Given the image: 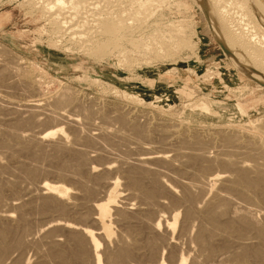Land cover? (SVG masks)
Masks as SVG:
<instances>
[{
	"label": "rangeland",
	"instance_id": "1",
	"mask_svg": "<svg viewBox=\"0 0 264 264\" xmlns=\"http://www.w3.org/2000/svg\"><path fill=\"white\" fill-rule=\"evenodd\" d=\"M34 1L36 2L37 0H0V67H4L5 70L8 68L6 70L7 72L4 71V73L2 71L4 73H2L4 79L2 76L0 78L1 81L4 80L3 82L0 81V216L5 213L8 214L9 212L11 219H9L7 223L9 226L13 227L12 229L14 231L11 235V239H14L13 244L15 243L12 245L13 250L11 249V252H8V255L3 258L0 264H12L14 261H20V263L22 261V264H37L43 262L45 264H56L52 256L48 254L50 253L49 243L53 240L64 242L67 235H65V233H68L63 229L61 230V225L58 224L66 223L72 225L73 223L72 226L77 228H88L92 231L99 228V225L97 227V224L91 221L96 217V210L93 209V211L91 205L96 203V200H103L107 197L106 194L110 190L107 186L108 182L112 183L117 179L116 183H119L118 186L116 185L118 196L114 202L117 209L121 210L122 207L124 208L122 205L125 202L123 204L120 203L123 201L121 197L124 195L126 197H129L127 195H132L129 197L131 203H129L130 201H127V203L131 204L132 207H130L132 208L131 211H134L133 213L137 212L136 207H140V204L143 205V208H147V203L144 204L142 200L138 201V199H141L138 198V191H135L133 187L129 186L130 184L125 175L129 167L136 166L132 163L133 158L148 157V155H150L149 153H151L150 157L163 156L164 158L159 157V160L156 159V157L150 159V161H152L143 165L144 167L138 165L136 167L145 171L143 176L147 180V183L146 180L143 181L147 186L151 182L150 179H153V177L155 179L156 177L163 185L165 181L167 182L164 185L166 189L176 187L172 190H175L173 195L177 199H181L185 185L193 194H197V189L191 187H196V183L200 182L198 181V177L200 176L197 175V168V172H194L195 166L192 168L193 164H191V162L189 163V161L187 163L188 158L184 156L186 155L185 152H187L189 156L195 153L197 155L200 153L206 154L204 156L210 159V161L212 160L211 164L213 169L211 173H216L218 171L217 173L221 172V174L219 173L220 175L231 176L230 178H233V174L229 175L231 173L229 171L230 169L222 167L223 165L218 163L219 159L230 158L233 162L239 163V165L241 164L244 169L249 171V175L252 178L253 175L254 177L256 176L257 171L263 169L264 172V166L262 165L264 164V158L260 155V152L264 149V87L262 86L264 85V72H260L264 69V62H261L263 67L259 69L256 64H253L254 62L250 61L247 54L243 51L238 50V53H236V51L232 49H227L229 43L227 44L225 40L232 42L231 40L233 38L231 39L227 36L225 39L223 36L224 42L223 38L218 36L221 41L226 44L224 45L218 37L214 36L211 31L213 21L208 12L211 9L213 16L215 15L214 20L219 19V17L222 19V14L218 12V9H212V4H210L212 3L211 0H206V2L203 0V2L206 3V7L202 4L205 9L201 7L202 0H94L95 2L91 0L93 5L96 4L95 6L90 2V5L87 4V0H62L60 3L56 0L55 2L56 4L58 3V8L49 12L42 8V3L38 4L36 2V6ZM225 1L228 3L227 0H223L222 3ZM229 1H232L229 3L233 4L235 0ZM237 1L236 5L233 4L234 6L228 3L230 7L231 5L234 7H231L233 10H231L228 5L226 6V2L225 4L223 3L227 11L228 9L231 12L236 11V14L233 12V14H228L232 20L229 17L224 20L228 22L227 20L229 19L228 24H235L229 28L236 30V36H240L242 33L243 43L249 44L257 51L263 49V52L264 19H262V17L264 18V0ZM253 2L255 4L251 5ZM88 5L90 8L92 5V8L90 9ZM208 6L209 9L207 8ZM71 7L74 9L75 13L71 12V10L73 11ZM81 7L82 10H84L83 8H85V10L81 11ZM86 8H88V10ZM206 8L208 10H206ZM240 10H243V14L240 13ZM238 13L242 15L239 17ZM233 15H238L237 18L234 17L235 20L232 18ZM208 16L211 19H208ZM80 17L83 19V22L85 21V24ZM93 18H95L94 21ZM243 18H246L247 22H249L248 28L250 29V27H252L251 29L260 37V44L258 40H255L251 36H249V38L247 33L245 35L244 30L248 29L246 28L248 24L245 25L246 19L244 21ZM260 19L262 20L260 21ZM79 21L82 22V25L78 24ZM239 22L242 24V26L239 25L241 26L240 28L237 27V23ZM243 22L245 24H243ZM53 23H55V25ZM96 24L99 26H96ZM71 25H73V27ZM105 25H115L116 29L106 33ZM78 27L81 30H79ZM236 27L239 28L240 31ZM242 27H244V30L241 32ZM55 28L57 29L55 30ZM68 28H70L71 31ZM238 32H240L239 35ZM231 44L234 45V42ZM234 56L237 57L235 58ZM262 59L260 60L264 61V57ZM6 66L7 68H5ZM24 70L34 78L33 85L30 83L28 84L20 77V74ZM257 82L260 83L261 86ZM35 99L42 105V110L40 112L38 110H35V112L29 111L28 108L25 107L26 104H31ZM53 110H55V112ZM59 110L62 112L61 114ZM57 111L58 115L56 113ZM120 114L124 117L127 116L126 120L134 123L138 129L142 127V130L139 129L140 133L135 134L134 131L121 127L120 124L115 121L117 115ZM60 129H62L61 134L64 136L60 134ZM175 130L182 133L185 130L184 134L187 135L195 134L198 138L201 137L200 140L206 144L202 143V146L200 145L201 147L197 145L185 146L180 143L178 144L177 141L174 142V137L171 138V133ZM221 130L227 132L232 131L235 134L240 132L236 134V137L238 141L242 143L240 145L235 144L234 146L236 148L226 145L223 146L222 142L217 140L218 137L213 139L217 135H212L216 134V131L220 132ZM116 131H122L121 133L126 131L124 133L126 138L120 139L116 138L114 135L111 137ZM54 132L55 134L53 136L55 138L52 136L53 139L50 137L48 140H44L45 142L39 140L42 135L45 136L48 133ZM141 132L146 134H141ZM72 134L73 136H71ZM97 136L98 138H96ZM132 136H136V138H132ZM246 136H249L248 139H246ZM107 137H109V141ZM243 138L247 140L246 142L257 139V142H254L255 145L249 144L252 148L255 146V148H257L256 151L255 149L251 150L252 148H248L250 147L249 145L243 144L245 142ZM125 140L128 141L126 142ZM40 141L43 143L40 144ZM260 141L263 143L262 148L259 147ZM7 144L9 146H7ZM236 145H239L240 148L238 146L237 149ZM57 147L60 150L57 151ZM243 147L248 148V150L243 149ZM53 148L56 149L53 150ZM150 148L152 150H150ZM260 148L262 149L261 151L258 150ZM76 150H78V153ZM257 150L259 151L258 153ZM191 151L195 152L192 153ZM177 153L181 154V157ZM195 177L197 178L195 179ZM203 178L204 183H206V177L204 176ZM202 179L199 180L202 182ZM45 182L49 185L53 184V186L58 185L61 195L63 193L62 199L67 203L65 204V213H57V211L53 209L47 211L41 210L44 204L42 201H44L45 197H51L49 196L51 194L44 195L42 191L40 192V190H38L40 184ZM184 183L186 184L183 185ZM188 183H190V185ZM170 186H172V188ZM220 186V183H215L211 188L217 190ZM65 188H69L71 191L65 192ZM214 190H212V192ZM210 194L211 193H208V195L204 196V199L203 197L200 198L201 200L199 199L201 202L200 205L204 204L207 198L210 199ZM251 194L252 193L249 195L250 201H246L247 203L244 200L238 199V197L236 198L235 195H231L234 198L230 196L234 200L233 202L239 203V206L243 207L242 209L245 208L246 210L247 208V211L243 210L237 212L238 214H236V217L245 214L247 219L250 218L252 222L255 221V224L259 225V227H263L264 219L257 211L263 209L264 206L260 204V200L256 198V195L252 194L251 196ZM160 196L157 197V200L162 204L161 207H158L155 203L153 205L156 206L153 207H157L156 210L152 208L156 213L160 210L158 215L166 219L169 218V213H171L170 211L172 209L171 206H173L169 198H173V196L166 193H161ZM177 207L175 205L178 211L175 208H173V210L175 209V213L179 212L178 216L180 219H178V226L174 232L175 236L173 235L175 238L173 237V239H171L172 244H166L167 241L163 239L162 229H160L161 231L155 232L156 235L158 233L155 237L162 236L161 238H157L159 241H155L158 246V253L161 255L159 257H163L162 260L165 264H177L178 258L181 255L187 258L186 264H232V256L241 252L243 245L246 244L251 246L258 244V239L255 236L256 234H253L254 232L251 230L249 232L247 231L246 235L242 238L246 240L249 239L247 243L244 242L245 240H237L239 238L231 236L230 237L233 239L232 241L231 238L227 236V238L229 237L228 240L223 242L224 240L222 241L221 239L222 237L224 238L226 234L224 235L221 232H217V238L216 235L214 236L216 240L215 238H211L208 242H210L209 244L218 243L219 245L217 244V247H219V253L216 254L217 256H212L210 258V254L207 255L209 252L207 251L208 249L205 250L206 247L203 248V246L201 248V245L196 243L195 237L200 227L208 228L209 226L206 225L204 221L194 218L191 222L192 228L190 227V232H181L178 229H180L179 226L183 220L184 208L181 204L180 206L177 205ZM221 209L224 210V208ZM155 212H153L152 217ZM219 212H221V210H219ZM156 213L155 216L157 215ZM117 214L115 209L110 207L105 222L108 224L106 225L111 232V237L109 240L110 242L108 241L106 244L99 240L101 243L99 251L102 255L104 253L103 249L106 250L105 245H107V249H111L110 251L113 249L114 251L116 247L121 245L120 241H118L121 237L123 238L125 236L124 238H126L127 241L129 240L125 235L128 229L126 227L133 226L134 224L136 225L133 227H137L138 225V221L134 216H131L126 223L123 221L120 223L119 220L121 219H119ZM234 217L231 219L236 218ZM144 218L146 222L150 219V217L145 216ZM22 222L25 225H23ZM111 222L113 224H111ZM116 222H118V224ZM18 223L21 224V227ZM127 223L129 224L127 225ZM80 224H82V226ZM177 232L178 234L181 232L179 234L180 236ZM176 236L178 240H176ZM111 238L113 241H111ZM115 239H118L117 242ZM143 241L137 243V246L139 245L138 247H140L139 252L141 253L137 254L138 256L136 255L134 259L133 257L129 258L130 262L126 260L124 264L158 263L155 258L149 257L148 254H144L145 242ZM238 241L243 243H239ZM237 242L242 245L240 246ZM222 243L227 244L225 248L223 247L224 249L221 247ZM176 246L177 248H175ZM200 248L204 249L205 253L204 250ZM163 249L166 250L164 251ZM142 254H144V256H142ZM47 255H49V257L51 256V258L49 259ZM7 258L10 259L7 260ZM102 259V264H108L104 256ZM132 259L133 261H131ZM155 261L157 262L155 263ZM263 263L264 261L262 264ZM87 264H90V262Z\"/></svg>",
	"mask_w": 264,
	"mask_h": 264
},
{
	"label": "bare ground",
	"instance_id": "2",
	"mask_svg": "<svg viewBox=\"0 0 264 264\" xmlns=\"http://www.w3.org/2000/svg\"><path fill=\"white\" fill-rule=\"evenodd\" d=\"M32 1V0H31ZM56 0H37L36 2L39 4H41L42 3V8L44 9V10H46L47 12H49V11H54L55 10V8L57 9L58 8V3H60V2H62V0H57V4H56V2H55ZM75 1V0H74ZM83 1V0H82ZM94 0H92V2H93ZM104 1H106V0H104ZM110 1H112V0H110ZM194 1V0H193ZM196 1V0H195ZM199 1H201V0H199ZM208 1H210V0H208ZM207 1V2H208ZM212 1V3H210V4H212L211 6H212V9L214 8L215 10H217L218 9V12L220 13V14H222V19L219 17V19H217L218 20V22H217V20H214V16H213V14H212V12H211V9L209 10V16H211L212 17V19L209 17L208 19H211L212 21H213V27L211 26V31H212V33L214 34V36H216V37H222L223 38V41H224V37H225V39H226V37L228 36V37H230L232 40V42H234V45L233 44H231L232 42H228V40H225V41H227V49L228 50H230V49H232L233 51H236V53H238V50H241V51H243L245 54H247V56H248V58L250 59V61L251 62H254L253 64L255 65L256 64V66H258V68L260 69L261 67H263L262 65H261V62H264V61H261L260 59H262L263 57H264V51L262 52V50L260 51V50H254L253 49V47L252 46H250L249 44L247 45V44H245V43H243L244 41H243V36L240 34V36H236L237 35V32H235L236 30L235 29H230L231 27H232V25H235V24H233L232 23V25L230 24V26H229V24H228V22H229V19L227 20L228 22H226L225 20L227 19V17H229V15L233 12H231L229 9H228V11L230 12H228L227 10H226V7L223 5V3L225 4V2H223L222 3V1L223 0H211ZM228 1V3L229 2H232V1H229V0H227ZM236 1V2H235ZM234 1V3L233 4H237V0H235ZM241 1V0H240ZM36 2L34 1V3L36 4ZM66 2V1H65ZM81 2V1H80ZM91 3V0H87V4H89L90 5V3ZM95 2V1H94ZM140 2V1H139ZM138 2V3H139ZM205 2H206V0H205ZM205 2H203V0H202V3H201V5L202 4H204L205 5V7H206V3ZM247 2V1H246ZM105 3V2H104ZM107 3V2H106ZM116 3V2H115ZM197 3H198V1H197ZM227 3V2H226ZM228 3L226 4V6L228 5ZM80 4H82V5H84L83 3H80ZM92 4V3H91ZM100 4V3H99ZM108 4V3H107ZM114 4V3H113ZM144 4V3H143ZM143 4H141V5H143ZM148 4V3H147ZM151 4V3H150ZM229 4H232V3H229ZM232 4V5H233ZM243 4V3H242ZM255 3L253 2V4H251V5H254ZM75 5V4H74ZM82 5H80V6H82ZM85 5H86V2H85ZM88 5V7L90 8V6ZM93 5V4H92ZM92 5H91V8H92ZM96 5V4H95ZM95 5H93V6H95ZM137 5H139V4H137ZM145 5H146V3H145ZM152 5V4H151ZM231 5V7H233ZM248 5V4H247ZM36 6H37V4H36ZM35 6V7H36ZM75 6H77V5H75ZM107 6V5H106ZM136 6V5H135ZM211 6H210V8H211ZM229 6V5H228ZM239 6V5H238ZM77 7H79V6H77ZM86 7V6H85ZM110 7V6H109ZM109 7H107V8H109ZM139 7V6H138ZM144 7V6H143ZM201 7H203V5L201 6ZM225 7V8H224ZM231 7L229 6V8L231 9ZM242 7V6H241ZM248 7H249V5H248ZM70 8V7H69ZM72 8V7H71ZM75 8V7H74ZM90 8V9H91ZM116 8V7H115ZM208 9H209V6L207 7ZM206 8V10H208ZM234 8V7H233ZM253 8V7H252ZM73 9V8H72ZM76 9H78V8H76ZM81 9V11H84L85 10V8H83L84 10H82V7L80 8ZM87 10H88V8H86ZM89 9V10H90ZM99 9V8H98ZM110 9H111V7H110ZM146 9V8H145ZM202 9H205L204 7L202 8ZM244 9V8H243ZM259 9H260V7H259ZM43 10V11H44ZM70 10V9H69ZM97 10V9H96ZM139 10V9H138ZM231 10H233V9H231ZM234 10H236V9H234ZM245 10V9H244ZM261 10V9H260ZM42 11V12H43ZM45 11V12H46ZM58 11V10H57ZM76 11V10H75ZM78 11V10H77ZM91 11V10H90ZM101 11V10H100ZM105 11V10H104ZM104 11H102V12H104ZM112 11V10H111ZM140 11V10H139ZM204 11V10H203ZM213 11V10H212ZM241 11V12H240ZM240 11H237V12H240V13H242L243 12V10H240ZM255 11H256V9H255ZM41 12V13H42ZM46 12V13H47ZM69 12V11H68ZM71 12H74V9H73V11L71 10ZM89 12V11H88ZM92 12V11H91ZM109 12V11H108ZM138 12V11H137ZM236 11H234L233 13L234 14H236L235 13ZM252 12H253V10H252ZM257 12V11H256ZM262 12V11H261ZM44 13V12H43ZM45 13V14H46ZM75 13V12H74ZM73 13V14H74ZM98 13V12H97ZM97 13H96V15H97ZM106 13V12H105ZM110 13V12H109ZM108 13V14H109ZM130 13V12H129ZM232 13V14H233ZM255 13V12H254ZM82 14V13H81ZM80 14V15H81ZM89 14H90V12H89ZM93 14V13H92ZM95 14V13H94ZM138 14H139V12H138ZM229 14V15H228ZM243 14V13H242ZM241 14V15H242ZM44 15V14H43ZM56 15V14H55ZM75 15V14H74ZM83 15H84V13H83ZM110 15V14H109ZM108 15V16H109ZM112 15H114V14H112ZM133 15V14H132ZM238 15H239V13H238ZM237 15V16H238ZM241 15H239V17L241 16ZM252 15H254V14H252ZM57 16H59V15H57ZM89 16V15H88ZM121 16V15H120ZM151 16V15H150ZM219 16V15H218ZM237 16L235 15H233V19L235 20V18H237ZM244 16V15H243ZM98 17V16H97ZM100 17V16H99ZM132 17V16H131ZM142 17V16H141ZM235 17V18H234ZM238 17V18H239ZM258 17V16H257ZM72 18V17H71ZM81 18V17H80ZM109 18V17H108ZM230 18V17H229ZM255 18V17H254ZM261 18V17H260ZM61 19V18H60ZM73 19H74V17H73ZM85 19V18H84ZM87 19V18H86ZM94 19L95 18H93V21H94ZM104 19H105V17H104ZM112 19H113V17H112ZM131 19V18H130ZM225 19V20H224ZM231 19V18H230ZM241 19V18H240ZM244 19V18H243ZM246 19V18H245ZM245 19H244V21H245ZM262 19H264L263 17H262ZM262 19H260V21L262 20ZM81 20H82V22H83V19L81 18ZM92 20V19H91ZM103 20V19H102ZM210 20V22L212 23V21ZM232 20V19H231ZM230 20V21H231ZM233 20V21H234ZM99 21V20H98ZM114 21V20H113ZM237 21V20H236ZM240 21V20H239ZM70 22V21H69ZM80 22V21H79ZM78 22V24H81L82 25V22H80L79 23ZM85 22V21H84ZM83 22V23H84ZM88 22V21H87ZM100 22V21H99ZM101 22H103V21H101ZM109 22V21H108ZM240 22H242V21H240ZM239 22V23H240ZM259 22V21H258ZM64 23V22H63ZM96 23V22H95ZM98 23V22H97ZM130 23V22H129ZM128 23V24H129ZM210 23V24H211ZM236 23V22H235ZM237 23V27H241L242 26V24L240 23ZM262 23V22H261ZM264 23V22H263ZM54 25H55V23H53ZM76 24V23H75ZM78 24H76V25H78ZM85 24V23H84ZM209 24V25H210ZM243 24H245L244 22H243ZM248 24V25H247ZM74 25V24H73ZM73 25H71L72 27H73ZM75 25V26H76ZM87 25V24H86ZM101 25H103V24H101ZM117 25V24H116ZM239 25H241V26H239ZM245 25H247L246 26V28H248L249 27V22H247V19H246V24ZM245 25H244V27H245ZM50 26V25H49ZM66 26V25H65ZM96 26H99V25H97L96 24ZM264 26V25H263ZM262 26V27H263ZM57 27V26H56ZM64 27V26H63ZM70 27V26H69ZM85 27V26H84ZM95 27V26H94ZM230 27V28H229ZM236 27V28H237ZM244 27H242L241 28V32H242V30H244ZM103 28V27H102ZM119 28V27H118ZM239 28H237L238 30H239ZM252 27H250V29L248 28V29H245L244 31H245V35H246V33H247V35H248V37L249 36H251L252 38H254L255 40H258L259 41V44L261 43V41H260V37L255 33V31H253L252 29H251ZM57 28H55V30H56ZM69 30H70V28H68ZM78 29H79V27H78ZM92 29H93V27H92ZM97 29H99V28H97ZM97 29H95V30H97ZM116 29V26L115 25H105V32L106 33H109V32H111V31H113V30H115ZM264 29V28H263ZM64 30V29H63ZM79 30H81V29H79ZM78 30V31H79ZM176 30H178V29H176ZM52 31V30H51ZM57 31H59V30H57ZM65 31V30H64ZM71 31V30H70ZM77 31V30H76ZM86 31V30H85ZM240 31V30H239ZM88 32V31H87ZM178 33V32H177ZM181 33V32H180ZM239 33L240 32H238V35H239ZM236 34V35H235ZM63 36V35H62ZM224 36V37H223ZM88 37V36H87ZM91 37V36H90ZM175 37V36H174ZM182 37V36H181ZM218 37V38H219ZM229 38V39H230ZM250 38V37H249ZM159 39V38H158ZM185 39V38H184ZM220 39V38H219ZM181 40V39H180ZM179 40V41H180ZM189 40V39H188ZM59 41V40H58ZM77 41V40H76ZM220 41H221V39H220ZM224 41V42H225ZM230 41V40H229ZM183 42V41H182ZM188 42V41H187ZM187 42H185V43H187ZM222 42V41H221ZM180 43V42H179ZM223 43V42H222ZM84 44V43H83ZM147 44V43H146ZM182 44H184V43H182ZM224 44V43H223ZM186 45V44H185ZM224 45H226V44H224ZM262 45V44H261ZM187 46H188V44H187ZM260 46V45H259ZM260 48V47H259ZM258 48V49H259ZM263 48V47H262ZM226 49V50H227ZM228 50H227V52H228ZM262 52V53H260V52ZM228 54V53H227ZM230 55V54H229ZM228 55V56H229ZM235 57V56H234ZM237 57V56H236ZM235 57V58H236ZM260 60H258V59ZM245 59V58H244ZM263 60V59H262ZM235 63V62H234ZM241 63H243V62H241ZM248 64V63H247ZM249 64H251V63H249ZM264 64V63H263ZM261 65V66H260ZM2 66V65H1ZM252 66V65H251ZM254 67V66H253ZM5 68H7V66L5 67ZM10 68V67H9ZM8 69V68H7ZM6 69V70H7ZM5 69H4V67H0V78H1V76H2V73L5 71V72H7ZM13 70H16V69H13ZM3 71V72H2ZM12 71V70H11ZM18 71V70H17ZM4 72V73H5ZM15 72V71H14ZM257 72V71H256ZM261 73L262 72H264V69L263 70H261L260 71ZM3 73V74H4ZM21 73V72H20ZM258 73V72H257ZM16 75V74H15ZM21 76V78H23V80L25 81V82H27L28 84L30 83V84H32L33 83V81H34V78L28 73V72H26L25 70L20 74ZM263 75V74H262ZM5 76V75H4ZM3 77V76H2ZM263 77V76H262ZM3 79H4V77H3ZM257 79V78H256ZM21 80V79H20ZM1 81V80H0ZM4 81V80H3ZM3 81H1V82H3ZM257 81H259V80H257ZM24 82V83H25ZM260 82V81H259ZM258 83V82H257ZM27 84V85H28ZM258 84H260V83H258ZM2 85V84H1ZM33 85V84H32ZM31 86V85H30ZM260 86H261V84H260ZM263 87H264V85H262ZM29 87V86H28ZM1 99V98H0ZM67 99V98H66ZM42 100V99H41ZM31 101V100H30ZM33 101V100H32ZM60 101V100H59ZM63 102V101H62ZM70 102V101H69ZM9 103H10V101H9ZM42 103V102H41ZM24 104H26V103H24ZM44 104V103H43ZM60 104V103H59ZM64 104H65V102H64ZM47 105V104H46ZM5 106H6V104H5ZM42 105L41 104H39L38 103V101L35 99L31 104H26L25 105V107L26 108H28V110L30 111H34L35 112V110H38L39 112L42 110V107H41ZM44 106H45V104H44ZM55 106V105H54ZM60 106V105H59ZM24 107V108H25ZM63 107V106H62ZM21 108V107H20ZM44 108V107H43ZM4 109V108H3ZM203 109H206V108H203ZM47 110V109H46ZM54 112H55V110H53ZM122 111V110H121ZM37 112V111H36ZM44 112V111H43ZM47 112V111H46ZM45 112V113H46ZM59 112H60V110H59ZM65 112V111H64ZM90 112V111H89ZM42 113V112H41ZM57 113V115H58V111L56 112ZM55 113V114H56ZM62 112H60V114H61ZM39 114V113H38ZM43 114V113H42ZM41 114V115H42ZM54 114V113H53ZM119 114V113H118ZM128 114V113H127ZM33 115V114H32ZM102 115V114H101ZM116 115V114H115ZM114 115V116H115ZM108 116V115H107ZM126 117L127 116H123L122 114H120V115H117V118H116V120L115 121H117L118 122V124H120V126L121 127H123L124 129L125 128H127V129H129V130H132V131H134V133L136 134V133H140V130L139 129H141L142 130V127L141 128H139L138 129V127L134 124V123H132L131 121H129L128 122V120H126ZM10 118H12V117H10ZM50 118V117H49ZM61 118H63V117H61ZM68 118V117H67ZM110 118H112V117H110ZM135 118V117H134ZM42 119V118H41ZM64 119V118H63ZM71 119V118H70ZM132 119V118H131ZM4 120V119H3ZM2 120V121H3ZM67 120V119H66ZM74 120V119H73ZM130 120V119H129ZM114 121V120H113ZM133 121V120H132ZM72 122H74V121H72ZM135 122V121H134ZM92 123V122H91ZM117 124V123H116ZM163 124V123H162ZM6 125V124H5ZM70 125V124H69ZM156 125V124H155ZM31 126V125H30ZM100 126V125H99ZM176 127V126H175ZM8 128V127H7ZM145 128V127H144ZM153 128H154V126H153ZM254 128V127H253ZM113 129V128H112ZM118 129V128H117ZM147 129V128H146ZM146 129H144V130H146ZM164 129V128H163ZM58 130V129H57ZM100 130V129H99ZM119 130V129H118ZM167 130V129H166ZM165 130V131H166ZM232 130V129H231ZM104 131V130H103ZM111 131V130H110ZM120 131V130H119ZM119 131H116L114 134H112L111 135V137L114 135L116 138H120V139H124V138H126V135L124 134V133H121V132H119ZM171 131H173V130H171ZM185 131V130H184ZM184 131H183V133L182 132H178V131H174V132H170L171 134H172V137L171 138H173L174 137V142H178V144L180 143V144H183V145H185V146H193V145H197V146H200L202 143H204V144H206L205 142H203V141H201L200 140V138L201 137H197V135L195 136V134L194 135H187V134H184ZM257 131V130H256ZM59 132H60V134L62 133V129H60L59 130ZM131 132V131H130ZM145 132V131H144ZM149 132V131H148ZM189 132V131H188ZM253 132H255V131H253ZM258 132V131H257ZM45 133V132H44ZM113 133V132H112ZM133 133V134H134ZM150 133V132H149ZM148 133V134H149ZM210 133V132H209ZM215 133V132H214ZM237 133H240V132H237ZM236 133V134H237ZM2 134V133H1ZM35 134V133H34ZM46 134V133H45ZM55 134V132L54 133H48L47 135H45V136H43L42 134V136H41V138L39 139V140H41V141H43V142H45L44 140H48V138H50V137H52L53 135ZM76 134V133H75ZM104 134V133H103ZM110 134V133H109ZM128 134V133H127ZM141 134H144V133H142L141 132ZM146 134V133H145ZM144 134V135H145ZM151 134V133H150ZM163 134V133H162ZM208 134V133H207ZM234 132H232V131H216V134H212V135H217V136H215L213 139H216V137H218V139L217 140H219V142H222V144H223V146H232V148H236L234 145L235 144H241L240 143V141H238V138L236 137L237 135H236ZM23 135V134H22ZM62 135V134H61ZM130 135V134H129ZM158 135V134H157ZM161 135V134H160ZM165 135V134H164ZM211 135V134H210ZM240 135H242V134H240ZM239 135V136H240ZM245 135V134H244ZM28 136H30V135H28ZM62 136H64V135H62ZM71 136H73V134L71 135ZM87 136V135H86ZM103 136V135H102ZM108 136V135H107ZM131 136V135H130ZM136 136H138V135H136ZM136 136L134 137V136H132V138L134 137V138H136ZM166 136H168V135H166ZM252 136V135H251ZM263 136V135H262ZM20 137V136H19ZM54 137V136H53ZM53 137H52V139H53ZM140 137H141V135H140ZM139 137V138H140ZM144 137V136H143ZM170 137V136H169ZM247 138L246 139H248V137L249 136H246ZM255 137V136H254ZM253 137V138H254ZM8 138V137H7ZM55 138V137H54ZM64 138V137H63ZM96 138H98V136L96 137ZM100 138V137H99ZM106 138V137H105ZM109 137H107V139H108ZM115 138V139H116ZM147 138V137H146ZM153 138V137H152ZM250 138H252V137H250ZM250 138H249V140H250ZM34 139V138H33ZM58 139V138H57ZM75 139V138H74ZM79 139V138H78ZM91 139H93V138H91ZM127 139H128V137H127ZM162 139V138H161ZM240 139V138H239ZM245 138H243V140H244ZM244 140L245 142L243 143V144H247V145H251V144H253V145H255V141L257 140H254V141H252V140H250L249 142H246L247 140ZM72 140V139H71ZM86 140V139H85ZM89 140V139H88ZM97 140V139H96ZM111 140V139H110ZM133 140H135V139H133ZM132 140V141H133ZM165 140V139H164ZM171 140V139H170ZM242 140V139H241ZM242 140V141H243ZM38 141V140H37ZM39 142L40 144L41 143H43V142ZM57 141V140H56ZM65 141V140H64ZM104 141V140H103ZM102 141V142H103ZM107 141V140H106ZM108 141H109V139H108ZM121 141V140H120ZM126 141V140H125ZM128 141V140H127ZM126 141V142H127ZM13 142V141H12ZM47 142V141H46ZM52 142V141H51ZM55 142V141H54ZM69 142V141H68ZM136 142V141H135ZM149 142V141H148ZM151 142V141H150ZM257 142V141H256ZM3 143V142H2ZM26 143V142H25ZM38 143V144H39ZM61 143V142H60ZM129 143V142H128ZM131 143V142H130ZM168 143V142H167ZM213 143V142H212ZM211 143V144H212ZM217 143V142H216ZM215 143V144H216ZM16 144V143H15ZM52 144H53V142H52ZM64 144V143H63ZM109 144V143H108ZM136 144H137V142H136ZM140 144V143H139ZM139 144H138V146H139ZM147 144V143H146ZM204 144H203V146H204ZM210 144V143H209ZM221 144V145H222ZM263 143H261V141H260V146L259 147H261L262 148V145ZM13 145V144H12ZM37 145V144H36ZM132 145H133V143H132ZM142 145V144H141ZM154 145H156V144H154ZM175 145V144H174ZM220 145V144H219ZM238 145V146H239ZM249 145V146H250ZM252 145V146H253ZM7 146H9L8 144H7ZM46 146V145H45ZM78 146H80V145H78ZM110 146V145H109ZM178 146V145H177ZM202 146V145H201ZM200 146V147H201ZM210 146V145H209ZM234 146V147H233ZM237 146V145H236ZM238 146H237V149H238ZM3 147V146H2ZM29 147V146H28ZM47 147V146H46ZM53 147V146H52ZM67 147V146H66ZM69 147V146H68ZM111 147V146H110ZM116 147V146H115ZM170 147V146H169ZM175 147V146H174ZM179 147H180V145H179ZM182 147V146H181ZM208 147V146H207ZM215 147V146H214ZM245 147V146H244ZM243 147V149H247L248 150V148H252L251 146L250 147H248V148H244ZM258 147V148H259ZM58 148V147H57ZM62 148V147H61ZM72 148V147H71ZM130 148V147H129ZM149 148V147H148ZM195 148V147H194ZM206 148V147H205ZM213 148V147H212ZM220 148V147H219ZM239 148H240V146H239ZM242 148V147H241ZM258 149V150H262V149ZM264 148V147H263ZM54 149H56V148H53V150ZM75 149H76V147H75ZM79 149V148H78ZM136 149V148H135ZM181 149V148H180ZM183 149H184V147H183ZM253 149H255V151H256V149L257 148H255V146L251 149V150H253ZM5 150V149H4ZM33 150V149H32ZM58 150H60L59 148L57 149V151ZM69 150V149H68ZM72 150V149H71ZM150 150H152L151 148H150ZM257 150V153L259 152ZM264 150V149H263ZM263 150L260 152V155H261V157L262 158H264V152H263ZM16 151V150H15ZM39 151V150H38ZM62 151V150H61ZM66 151V150H65ZM78 150H76V152H77ZM141 151V150H140ZM147 151H149V150H147ZM185 151V150H184ZM211 151V150H210ZM215 151V150H214ZM225 151V150H224ZM238 151V150H237ZM46 152V151H45ZM71 152V151H70ZM192 153L193 152H195V151H191ZM207 152H208V150H207ZM61 153V152H60ZM78 153V152H77ZM153 153V152H152ZM191 153V154H192ZM218 153V152H217ZM252 153V152H251ZM11 154V153H10ZM34 154V153H33ZM62 154V153H61ZM70 154H72V153H70ZM76 154V153H75ZM80 154V153H79ZM78 154V155H79ZM108 154V153H107ZM150 155H148V157H137V158H133L132 159V163H133V165L135 164L136 166L138 165V166H143V165H145L146 163H148L149 161H150V159H154L155 157H156V159H158L159 157H163V156H154V157H150L151 156V153H149ZM154 154V153H153ZM177 154H179V153H177ZM183 154V153H182ZM185 154L186 155H184V156H186L187 158H188V160H187V163H188V161H189V163L191 162V164H193V166H192V168H194V166H195V171L194 172H197L198 171V176H200V177H198L199 179H202L204 176L206 177V180L208 181V183H207V181H206V183H204V181H203V179H202V182H201V180H199L198 179V181H200L199 183H196V187H191V188H196L197 189V194H193L192 192H191V190L185 185L186 183H184L183 185H185L184 186V188H183V195H182V197H181V199L179 198V199H177V198H175L174 197V195H173V192L175 191V190H172V189H174V188H176V187H174V188H172V186H170L172 189H166L165 188V184L167 183L166 181H165V184L163 185L162 183H160V181H158L157 180V178L155 177V179H154V177H153V179H150V183L148 184V186L146 185V184H144V181L143 180H146L145 178H144V172L145 171H143V170H141L140 168H138V167H136V166H134V167H129L128 166V164H127V166L129 167V169H127V171L125 172L126 174V178H127V180H128V182H129V186H131V187H133L134 189H135V191H138V195H139V197L138 198H141V199H138V201H144L143 203L145 204V203H147L146 204V206H147V208H143V205L142 204H140V207H136V213H133L131 210H132V206H131V204H128L127 203V201H130V199H129V197L130 196H132V195H127V196H129V197H126L125 195L124 196H122L121 197V200H123V201H119L120 203H124L122 206H124V208L122 209L121 208V210L120 209H117L116 207L117 206H115V204H114V202H115V199H116V197L118 196V194H117V191H116V185L118 186V184L116 183V180L114 181V182H108V184H107V186H108V188L110 189L109 190V192L106 194L107 195V197H105L103 200H96V203H94V204H92L91 205V208H92V210L94 209V210H96V217H94L91 221L92 222H94V223H96L97 224V227H98V225L100 226L99 228H96L94 231H92V230H90V229H88V228H77V227H75V226H72L73 225V223H72V225H68V224H58V225H61V227L60 226H57V227H60V229L62 230H65V232L67 231L68 233H65V235H66V238H65V241L64 242H59L58 240H53V241H51V240H49V241H51L49 244H50V253H48V254H50L51 256H52V258H53V260L56 262V264H87L88 262H90V264H102V257L104 256V259L107 261L106 263H108V264H124L125 263V261L127 260H129V262H130V259L129 258H132L133 257V259H134V257L137 255V254H139V253H141V252H139V249H140V247H138L137 246V243H141V241H143V242H145V253L142 251V249H141V251L146 255V254H148L149 255V257H152V258H155V260H157L158 261V263L157 264H165V262L162 260V258H160L159 256H161V255H159V253H158V246H157V243H156V241L155 240H158L157 238L159 237H155V236H157L158 235V233H157V235H156V233L155 232H157V231H159L160 229H162V234H163V239H165V241H167L166 242V244L168 245V244H170L172 241H171V239H173V237L175 236L174 234V232L176 231V228H177V226H178V219H180L179 218V212L178 213H175V209H177L178 207H177V205L178 206H180V204H181V206L184 208V210H183V220H182V222H181V220H180V226H179V228L180 229H178V230H180L181 232H188L189 231V229H190V227L192 228V220L195 218L196 220L197 219H199V220H201V221H204L205 222V224L206 225H208L209 227L208 228H206V227H200V229H198V232H197V235L195 236L196 237V243H198L199 245H201L200 247L202 248V246H203V248L204 247H206V249L205 250H207V251H209L208 253H207V255H209L210 256V258L213 256H217L216 254L217 253H219V251H218V248L219 247H217L218 245L217 244H209L210 242H208L209 241V239H211V238H215L214 236L216 235V238H217V232H221L222 234H226V238H227V236H231V237H235V238H239V239H237V240H242V241H244V242H246L247 243V240H249V239H242L243 238V236L244 235H246V233H247V231L249 232L250 230L251 231H253L254 233L253 234H256L255 236L257 237V239H258V244H255V245H243V247L241 248V252H239L238 254H234L233 256H232V261H233V263L232 264H262V262L264 261V226L263 227H259V225H257V224H255V221H253L252 222V219H247L246 217H245V214L244 215H238L237 217H236V214H238L237 212H241V211H243V210H245V208L244 209H242L243 207H240L239 206V203H235V202H233L234 200L232 199V198H234V197H232L231 195H235L236 196V198L238 197V199H240V200H244L245 202L246 201H250L249 200V195H250V193H252V194H254V195H256V198H258L259 200H260V204H262L263 206H264V172H263V169L262 170H259V171H257V173H256V176L254 177V175H253V178L249 175V171H247L246 169H244V167L241 165H239V163L237 164V163H235V162H233L232 160H230V158H226V159H219L218 161V163L219 164H222V165H220V166H222V167H226V168H229L230 170V174L229 175H232L233 174V178H230L229 176H224V175H220L221 174V172H219V173H211V171H212V160L210 161V159H208L206 156H204V155H206V154H193L192 156L190 155H188V153L187 152H185ZM212 154V153H211ZM241 154V153H240ZM77 155V154H76ZM88 155H89V153H88ZM147 155V154H146ZM145 155V156H146ZM181 154H179V156H180ZM216 155H218V154H216ZM220 155H221V152H220ZM239 155V154H238ZM244 155V154H243ZM60 156V155H59ZM129 157H131L130 155H128ZM209 156V155H208ZM222 156V155H221ZM229 156V155H228ZM247 156V155H246ZM245 156V157H246ZM56 157V156H55ZM72 157V156H71ZM181 157V156H180ZM215 157V156H214ZM50 158V157H49ZM164 158V157H163ZM162 158V159H163ZM216 158H218V157H216ZM220 158V157H219ZM251 158V157H250ZM3 159H4V157H3ZM161 159V158H160ZM166 159V158H165ZM180 159V158H179ZM254 159V158H253ZM127 160V159H126ZM159 160V159H158ZM185 160V159H184ZM236 160V159H235ZM80 161V160H79ZM152 161V160H151ZM150 161V162H151ZM168 161H170V160H168ZM171 161H172V159H171ZM178 161V160H177ZM186 161V160H185ZM237 161V160H236ZM248 161V160H247ZM255 161V160H254ZM258 161V160H257ZM262 161V160H261ZM263 161H264V159H263ZM60 162H62V161H60ZM123 162V161H122ZM179 162V161H178ZM241 162V161H240ZM244 162V161H243ZM251 162V161H250ZM256 162V161H255ZM67 163V162H66ZM112 163V162H111ZM120 163V162H119ZM118 163V164H119ZM128 163V162H127ZM161 163H163V162H161ZM160 163V164H161ZM180 163H182V162H180ZM186 163V162H185ZM186 163V164H187ZM190 164V165H191ZM253 164H255V163H253ZM132 165V164H131ZM162 165V164H161ZM182 165V164H181ZM244 165V164H243ZM263 166H264V164H262ZM17 166V165H16ZM37 166V165H36ZM122 166V165H121ZM125 166V165H124ZM166 166V165H165ZM218 166V165H217ZM101 167V166H100ZM117 167V166H116ZM144 167V166H143ZM142 167V168H143ZM163 167V166H162ZM173 167V166H172ZM182 167H183V165H182ZM4 168V167H3ZM118 168H119V166H118ZM124 168V167H123ZM167 168V167H166ZM169 168V167H168ZM181 168V167H180ZM184 168V167H183ZM196 168H197V171H196ZM262 168V167H261ZM68 169V168H67ZM106 169H109V168H106ZM170 169V168H169ZM174 169H175V167H174ZM225 169V168H224ZM101 170V169H100ZM99 170V171H100ZM146 170V169H145ZM153 170V169H152ZM167 170V169H166ZM194 170V169H193ZM27 171V170H26ZM98 171V172H99ZM114 171V170H113ZM171 171H173V170H171ZM179 171V170H178ZM181 171V170H180ZM190 171V170H189ZM228 171V170H227ZM14 172V171H13ZM30 172V171H29ZM67 172V171H66ZM103 172V171H102ZM107 172H109V171H107ZM160 172V171H159ZM176 172V171H175ZM182 172H183V170H182ZM215 172V171H214ZM254 172V171H253ZM31 173V172H30ZM105 173V172H104ZM147 173V172H146ZM156 173H158V172H156ZM179 173V172H178ZM210 173V174H209ZM29 174V173H28ZM91 174V173H90ZM94 174V173H93ZM101 174V173H100ZM123 174V173H122ZM195 174V173H194ZM193 174V175H194ZM226 174V173H225ZM5 175V174H4ZM31 175V174H30ZM35 175V174H34ZM105 175V174H104ZM172 175V174H171ZM12 176V175H11ZM29 176V175H28ZM33 176V175H32ZM157 176V175H156ZM179 176V175H178ZM202 176V177H201ZM210 176V177H209ZM101 177V176H100ZM123 177V176H122ZM145 177H146V175H145ZM176 177V176H175ZM96 178V177H95ZM109 178V177H108ZM162 178V177H161ZM197 177H195V179H196ZM38 179V178H37ZM94 179V178H93ZM148 179V178H147ZM126 180V181H127ZM105 181V180H104ZM173 181V180H172ZM195 181H197V180H195ZM82 182V181H81ZM118 182V181H117ZM175 182V181H174ZM90 183V182H89ZM146 183H147V180H146ZM173 183V182H172ZM179 183V182H178ZM215 183H220V188L218 189L217 187V190H214V189H212L211 187L215 184ZM14 184V183H13ZM169 184V183H168ZM189 185H190V183H188ZM193 184V183H192ZM106 185V184H105ZM178 185V184H177ZM88 186V185H87ZM182 186V185H181ZM218 186V185H217ZM178 187V186H177ZM74 188V187H73ZM107 188V189H108ZM128 189V188H127ZM38 190H40V192L42 191L43 192V194L45 195V194H51V195H49V196H51V197H45V199H44V201H42V202H44V204H43V206L41 207V210L42 211H47V210H56L57 211V213L58 212H64L65 211V207H66V205L65 204H67L66 203V201L64 202L63 200L64 199H62L63 197H62V195H63V193H62V195H61V191L59 190V188H58V185L57 186H53V184L52 185H49V184H47L46 182L45 183H41L40 184V188H38ZM71 191V189H69V188H65V192H68V191ZM74 190V189H73ZM212 190H214L213 192H212ZM36 191V190H35ZM69 191V192H70ZM128 191V190H127ZM179 191V190H178ZM181 191V190H180ZM32 192V191H31ZM64 192V191H63ZM182 192V191H181ZM250 192V193H249ZM30 193V192H29ZM38 193V192H37ZM72 193V192H71ZM74 193V192H73ZM78 193V192H77ZM119 193V192H118ZM127 193V192H126ZM129 193V192H128ZM161 193H166V194H168V195H170V196H173V198H169V200L171 201V203H172V205L173 206H171V213H169L168 215H169V218H164L163 219V217L162 216H160V215H158V212L160 211H158L157 213L154 211V209L156 210V208L157 207H153V206H158V207H161V205L162 204H160V202L157 200V197H159L160 196V194ZM178 193V192H177ZM208 193H211L210 195H211V197H210V199L209 198H207V201H204L205 203L204 204H201L200 205V201H199V199L200 198H202L203 197V199H204V196H206V195H208ZM248 193H249V195H248ZM33 194V193H32ZM39 194V193H38ZM37 194V195H38ZM68 194V193H67ZM67 194H66V196H67ZM82 194V193H81ZM105 194V193H104ZM181 194V193H180ZM252 194H251V196H252ZM40 195V194H39ZM65 195V194H64ZM70 195V194H69ZM68 195V196H69ZM72 195V194H71ZM79 195V194H78ZM119 195H121V194H119ZM134 195V194H133ZM42 196V195H41ZM232 198H231V197ZM73 197H74V194H73ZM72 197V198H73ZM134 197V196H133ZM161 197V196H160ZM165 197H166V195H165ZM180 197V196H179ZM7 198V197H6ZM60 198H61V200H60ZM67 198V197H66ZM79 198V197H78ZM77 198V199H78ZM136 198V197H135ZM59 199V200H58ZM96 199V198H95ZM119 199V198H118ZM117 199V200H118ZM255 199V198H254ZM21 200V199H20ZM116 200V201H117ZM134 200H136V199H134ZM201 200V199H200ZM240 200H238V201H240ZM252 200V199H251ZM19 201V200H18ZM17 201V202H18ZM25 201V200H24ZM163 201H164V199H163ZM10 202V201H9ZM79 202V201H78ZM83 202H85V201H83ZM91 202V201H90ZM94 202V201H93ZM244 202V203H245ZM1 203V202H0ZM6 203V202H5ZM15 203V202H14ZM77 203V202H76ZM81 203V202H80ZM86 203H88V202H86ZM117 203V202H116ZM129 203H131V201L129 202ZM135 203H137V202H135ZM139 203V202H138ZM142 203V202H141ZM156 203V205H153V204H155ZM203 203V202H202ZM247 203V202H246ZM252 203V202H251ZM4 204V203H3ZM89 204V203H88ZM91 204V203H90ZM134 204V203H133ZM117 205V204H116ZM139 205V204H138ZM141 205H142V207H141ZM149 205V206H148ZM167 205H168V203H167ZM175 205H176V207L177 208H175ZM258 205V204H257ZM1 206V205H0ZM72 206V205H71ZM81 206V205H80ZM114 206V207H113ZM131 206V207H130ZM145 206V205H144ZM242 206V205H241ZM254 206V205H253ZM20 207V206H19ZM73 207V206H72ZM77 207V206H76ZM110 207H112L113 209H115V211L118 213L117 215H118V217H119V219H121V220H119L120 221V223H121V221H123V222H127V220L131 217V216H134V218L138 221L137 223H138V225H137V227H133L134 225H136V224H134L133 226H128V227H126V228H128L127 229V233L125 234L126 235V237L129 239L128 241H127V239L126 238H124L125 236L124 235H122V236H124L123 238L121 237L120 238V240H118V241H120V243H121V245L120 246H118V247H116L115 248V250L113 251V249H112V251H110L109 249H107V245H105V248H106V250H109V251H106L105 249H103L104 250V253H103V255H102V253L99 251V247L101 246V243L99 242V240L100 241H102L103 243H107L109 240H110V237H111V235H110V230L108 229V224L105 222V218L107 217V215H108V213H109V210H110ZM119 207H120V205H119ZM154 209H153V208ZM165 207V206H164ZM169 207V206H168ZM29 208V207H28ZM138 208V209H137ZM173 208H175L174 210H173ZM221 208H224V210L223 209H221ZM250 208V207H249ZM16 209V208H15ZM161 209V208H160ZM221 210V212H219V210ZM259 209V208H258ZM264 209V208H263ZM263 209H260V210H258L257 212L259 213V214H261L262 215V218L264 219V210ZM93 210V211H94ZM249 210V209H248ZM10 211V210H9ZM20 211V210H19ZM67 211V210H66ZM177 211H178V209H177ZM245 211H247V208H246V210ZM8 212V211H7ZM76 212V211H75ZM153 212H155L157 215L155 216V213H154V216L152 217V215H153ZM5 213V212H4ZM42 213V212H41ZM48 213V212H47ZM65 213V212H64ZM68 213V212H67ZM246 213H248V212H246ZM253 213V212H252ZM251 213V214H252ZM254 213H255V211H254ZM14 214V213H13ZM23 214V213H22ZM44 214V213H43ZM88 214V213H87ZM92 214V213H91ZM113 214V213H112ZM160 214V213H159ZM162 214V213H161ZM181 214V213H180ZM240 214H242V213H240ZM256 214V213H255ZM56 215V214H55ZM52 216V215H51ZM61 216V215H60ZM67 216V215H66ZM144 216L145 217H150V219H149V221H148V219H147V221L148 222H146V220H145V218H144ZM234 217L235 219H231L232 217ZM27 217V216H26ZM83 217V216H82ZM85 217V216H84ZM115 217H116V215H115ZM182 217V216H181ZM227 217H229V218H227ZM231 217V218H230ZM248 217V216H247ZM250 217V216H249ZM49 218V217H48ZM73 218V217H72ZM86 218V217H85ZM90 218V217H89ZM114 218V217H113ZM226 218V219H225ZM252 218V217H251ZM260 218V217H259ZM261 218V219H262ZM9 219H11V216H10V214H9V212H8V214L7 213H5L4 215H2V216H0V262L3 260V258L4 257H6L7 255H8V252L12 249V245H14L13 244V240L14 239H11V235L13 234V227H11V226H9L8 225V223H7V221L9 220ZM64 219V218H63ZM88 219V218H87ZM109 219V218H108ZM112 219V218H111ZM182 219V218H181ZM258 219V218H257ZM262 219V220H263ZM24 220V219H23ZM56 220V219H55ZM79 220V219H78ZM107 220V219H106ZM115 220H117V219H115ZM135 220V221H136ZM254 220V219H253ZM256 220V219H255ZM30 221V220H29ZM71 221V220H70ZM131 221H132V219H131ZM257 221V220H256ZM264 221V220H263ZM198 222V221H197ZM15 223V222H14ZM59 223V222H58ZM94 223H92V224H94ZM117 224H118V222H116ZM115 223V224H116ZM201 223V222H200ZM203 223V222H202ZM11 224H13V223H11ZM18 224H20V223H18ZM22 224H23V222H22ZM91 224V223H90ZM107 224V225H106ZM111 224H113L112 222H111ZM110 224V225H111ZM124 224V223H123ZM129 223H127V225H128ZM23 225H25V224H23ZM22 225V226H23ZM38 225V224H37ZM45 225V224H44ZM81 226H82V224H80ZM47 226V225H46ZM199 226V225H198ZM201 226H203V225H201ZM20 227H21V224H20ZM25 227V226H24ZM115 227V226H114ZM117 228V227H116ZM120 228V227H119ZM118 228V229H119ZM22 229H24V228H22ZM124 229V228H123ZM19 230V229H18ZM21 230V229H20ZM112 230V229H111ZM122 230V229H121ZM118 231V230H117ZM124 231V230H123ZM161 231V230H160ZM16 232V231H15ZM18 232V231H17ZM115 232V231H114ZM120 232V231H119ZM181 232H179V234L181 233ZM190 232V231H189ZM43 233V232H42ZM124 233V232H123ZM184 233H182V234H184ZM194 233V232H193ZM251 233V232H250ZM46 234V233H45ZM51 234V233H50ZM119 234V233H118ZM117 234V235H118ZM122 234V233H121ZM161 234V235H162ZM177 234H178V232H177ZM178 234V235H179ZM181 234V235H182ZM16 235V234H15ZM37 235V234H36ZM43 235V234H42ZM52 235V234H51ZM120 235V234H119ZM174 235V236H173ZM177 235V236H178ZM187 235V234H186ZM221 235V234H220ZM220 235H219V238L221 239V237H220ZM223 235V236H224ZM28 236V235H27ZM121 236V235H120ZM119 236V237H120ZM176 236V237H177ZM180 236V235H179ZM13 237V236H12ZM14 237H16V236H14ZM42 237V236H41ZM62 237V236H61ZM116 237V236H115ZM114 237V238H115ZM162 237V236H161ZM161 237H159V238H161ZM223 238L222 237V241L223 242H225V241H227L228 240V238L226 239V238ZM230 237V238H231ZM255 237V238H256ZM156 238V239H155ZM175 238V237H174ZM182 238V237H181ZM216 238H215V240H216ZM218 238V239H219ZM235 238H234V240H235ZM46 239V238H45ZM116 240V239H115ZM114 240V241H115ZM117 240H116V242H117ZM176 240H178V237L176 238ZM186 240V239H185ZM214 240V239H213ZM213 240H210V241H213ZM220 240V241H221ZM230 240V239H229ZM233 239L231 238V241H232ZM251 240V239H250ZM255 240V239H254ZM18 241V240H17ZM111 241H113L112 240V238H111ZM159 241V240H158ZM174 241V240H173ZM189 241V240H188ZM16 242V241H15ZM110 242V241H109ZM174 242H176V241H174ZM178 242V241H177ZM239 242V241H238ZM237 242V243H238ZM250 242V241H249ZM115 243V242H114ZM119 243V242H118ZM188 243V242H187ZM231 243V242H230ZM236 243V244H237ZM239 243H243V242H239ZM238 243V244H239ZM17 244V243H16ZM19 244V243H18ZM165 244V245H166ZM172 244V243H171ZM249 244V243H248ZM141 245V244H140ZM175 245V244H174ZM226 245L227 244H221V247L223 248H225L226 247ZM240 245V244H239ZM242 245V244H241ZM240 245V246H241ZM162 246H163V244H162ZM162 246H160V247H162ZM178 246V245H177ZM177 246L175 247V248H177ZM190 246V245H189ZM238 246V245H237ZM42 247V246H41ZM142 247H143V244H142ZM181 247V246H180ZM183 247V246H182ZM19 248V247H18ZM23 248V247H22ZM163 248V247H162ZM166 248V247H165ZM179 248V247H178ZM200 248V249H201ZM223 248V249H224ZM228 248V247H227ZM230 249V248H229ZM13 250V249H12ZM20 250V249H19ZM164 250V249H163ZM166 250V249H165ZM164 250V251H165ZM175 250V249H174ZM201 250H204V249H201ZM205 250H204V253H205ZM220 250H222V249H220ZM226 250V249H225ZM198 251V250H197ZM11 252V251H10ZM221 252H223V251H221ZM220 252V253H221ZM227 252V251H226ZM177 253V252H176ZM203 253V252H202ZM203 253V254H204ZM10 254V253H9ZM144 254H142V256H144ZM183 254V253H182ZM222 254V253H221ZM141 255V254H140ZM140 255H139V257H140ZM194 255V254H193ZM219 255V254H218ZM223 255V254H222ZM48 256V258L50 259L51 258V256L49 257V255H47ZM138 256V255H137ZM175 256H176V254H175ZM208 256V257H209ZM12 257V256H11ZM138 258V257H137ZM136 258V259H137ZM151 258V259H152ZM8 259H10V258H7V260ZM22 259V258H21ZM133 259L131 260V261H133ZM149 259V258H148ZM187 258H184L182 255L178 258V262H177V264H186L187 263V260H186ZM226 259H228V258H226ZM140 260H141V258H140ZM207 260V259H206ZM157 261H155V263L157 262ZM52 262V261H51ZM55 262H53V263H55ZM154 262V261H153ZM3 263H4V261H3ZM23 263H25V262H23ZM139 263V262H138ZM6 264V263H5ZM12 264H22V261H21V263H20V261H14ZM37 264H45L44 262L43 263H37ZM126 264H128V263H126ZM218 264H220V263H218ZM264 264V263H263Z\"/></svg>",
	"mask_w": 264,
	"mask_h": 264
}]
</instances>
